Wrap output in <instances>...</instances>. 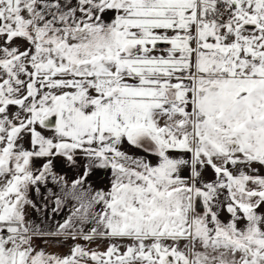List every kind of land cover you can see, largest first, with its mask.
Instances as JSON below:
<instances>
[{
    "label": "snow or ice",
    "instance_id": "obj_1",
    "mask_svg": "<svg viewBox=\"0 0 264 264\" xmlns=\"http://www.w3.org/2000/svg\"><path fill=\"white\" fill-rule=\"evenodd\" d=\"M0 264H264V0H0Z\"/></svg>",
    "mask_w": 264,
    "mask_h": 264
}]
</instances>
